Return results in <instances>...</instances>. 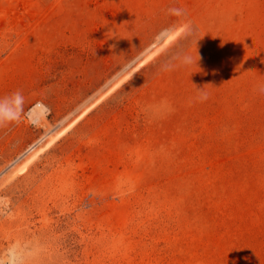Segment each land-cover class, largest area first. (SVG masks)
I'll return each mask as SVG.
<instances>
[{"label": "rangeland", "instance_id": "374dc122", "mask_svg": "<svg viewBox=\"0 0 264 264\" xmlns=\"http://www.w3.org/2000/svg\"><path fill=\"white\" fill-rule=\"evenodd\" d=\"M0 102V264H264V0H0Z\"/></svg>", "mask_w": 264, "mask_h": 264}, {"label": "bare ground", "instance_id": "6f19581e", "mask_svg": "<svg viewBox=\"0 0 264 264\" xmlns=\"http://www.w3.org/2000/svg\"><path fill=\"white\" fill-rule=\"evenodd\" d=\"M177 32L168 34L167 37L162 41L161 44L157 45L153 51H151L144 59H142L135 67L126 73L123 77H121L112 87L108 89L107 92H105L101 97H99L94 103H92L89 107H87L75 120H73L71 123H68L66 126H62L60 124L59 126H56L55 128L50 129L46 136H45V146L46 148L53 143H55L64 133H66L69 128L80 118L82 117L86 112H88L95 104H97L100 100H102L103 97H105L106 94H109L111 91H113L116 87H118L127 77H129L133 72H135L139 67H141L145 62L153 58L158 52H160L164 47H166L175 37ZM48 111V108L45 104L39 102L31 109V114L35 116V119H39L43 117ZM37 145V144H36ZM44 149V148H43ZM33 148V153L30 155L31 158H35L38 156V154L43 150ZM30 161V160H29Z\"/></svg>", "mask_w": 264, "mask_h": 264}, {"label": "clouds", "instance_id": "9594fccd", "mask_svg": "<svg viewBox=\"0 0 264 264\" xmlns=\"http://www.w3.org/2000/svg\"><path fill=\"white\" fill-rule=\"evenodd\" d=\"M186 63L191 62V57L185 58ZM16 98L21 99L19 92L14 94ZM16 119L15 115L8 109L5 103L0 102V123H11Z\"/></svg>", "mask_w": 264, "mask_h": 264}]
</instances>
